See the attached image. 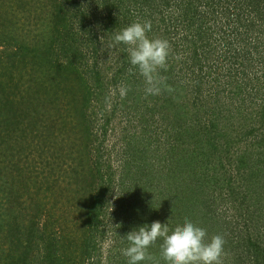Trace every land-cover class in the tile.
Returning a JSON list of instances; mask_svg holds the SVG:
<instances>
[{
  "label": "rangeland",
  "instance_id": "374dc122",
  "mask_svg": "<svg viewBox=\"0 0 264 264\" xmlns=\"http://www.w3.org/2000/svg\"><path fill=\"white\" fill-rule=\"evenodd\" d=\"M170 11L155 14L153 19L148 12L138 15L132 22L119 16L123 23L118 30L134 22L150 21L152 29L157 30L147 33L149 39H162V33L169 31L166 14ZM53 12L55 4L51 0H0V264H31L32 260L33 264H41L39 259L50 253L48 261L51 263L55 260L56 264H127L122 249L128 246V242L123 237L134 228L154 221L162 224L169 221V228L172 229V217L188 219L203 227L209 239L225 232L226 236L222 235L225 244L221 264H257L251 252L252 244L264 245V217L247 213L248 206L245 204L251 200L249 197L243 202L239 198L238 204L243 206L241 210L231 209L227 202L229 200L219 194L215 182L210 180L216 174L222 178V183L228 182L241 168L236 162L238 156H248L255 153L254 150H259L246 142V138L243 139L244 133L245 137L249 136L246 130L251 132L250 137L260 136L257 130L251 131L254 121L250 114L253 111L250 108L245 110L248 119L240 127L238 123L236 134L231 133L233 117L227 118L226 114L222 115L223 119L214 122L216 128L211 131L209 127L212 124L204 115L208 116L210 109L215 108L210 106L212 101H216L212 97L207 99V109H197L201 126H205L201 136L198 133L191 135L195 139L186 133L176 136L182 131L179 124L184 127L183 121L173 127L168 120H163L164 117L158 114L163 112L166 115L164 107L159 104L162 102L160 93L146 94L145 79L135 69L134 77L140 85L134 89V96L126 89L128 81L119 80L117 85L109 84V98L105 107L112 110L117 104L119 112L115 121L107 126L108 133L105 134L103 125L106 119L102 116H92L91 123L87 124L82 116L77 117L76 107L70 104L71 96L61 95L53 102L52 95L48 98L49 95L43 90L47 83L44 85V81L49 83L50 78L58 79L61 73L48 63L50 57L46 54L50 40L47 20L53 17ZM94 12L96 15L103 14L98 9H94ZM112 32L106 35L103 34L105 32L99 33L97 38L109 79L115 77L120 68L116 59L123 56L122 45L109 47ZM89 50L88 56L91 58L93 53ZM57 54L67 63L69 54L60 50H57ZM180 56L184 58V55ZM177 59L175 56L173 61L168 56L167 66L158 70V77L164 74V70L175 74L181 61ZM242 84L235 85L234 90L236 87L242 90L245 87ZM208 91L211 94L214 92L212 89ZM253 109L259 114L261 107L254 105ZM127 113L133 118V124H127ZM217 129L233 135V140L242 137V141H233L230 147L222 145L225 139L221 141L220 147L232 151L222 153L221 164H216L210 158L208 161L211 165H195V161L190 159L193 152H207L208 146L204 144L208 131L212 136L217 134L214 132H218ZM86 146L94 149L92 155L85 150ZM199 157L203 160V155L199 154L196 160ZM189 161L194 163V168L201 171L204 168L202 172L209 175L207 178L210 177L205 193V203L209 207L193 208V204L182 201L180 208L168 210L166 201L171 203L172 200L162 191L167 188V193L169 189L170 193L174 192L172 189L176 188V180L172 174L164 178L165 173H176V169L181 165L185 167ZM214 165H218V168H214ZM98 167L103 171L101 177L95 174ZM102 180L105 181V189L96 210L97 220L95 223L92 221L90 226L88 215L91 202L103 187L99 183ZM196 214L200 219L203 217V222L195 221ZM216 214L220 215V222ZM37 215L40 216L38 219ZM14 223L36 231L39 236L45 233L46 243L38 240L27 250V238L22 242L24 247L18 249L20 246L2 230V227H12ZM54 232L60 242L51 251L49 246ZM87 236L93 239L90 258L82 256L77 247ZM157 243L148 249L150 260L145 264H162L160 256L157 257Z\"/></svg>",
  "mask_w": 264,
  "mask_h": 264
},
{
  "label": "trees",
  "instance_id": "16d2710c",
  "mask_svg": "<svg viewBox=\"0 0 264 264\" xmlns=\"http://www.w3.org/2000/svg\"><path fill=\"white\" fill-rule=\"evenodd\" d=\"M51 3L55 4V12H53V17L47 20L50 40L46 54L50 57L48 63L57 67L61 73L58 74V79L50 78L49 83L44 81V85L47 83L43 90L49 95L48 98L52 95L53 102L61 95L69 96L68 98L71 96L70 104L76 107L77 117L82 116L87 124L91 123L92 116H102L106 119V124L103 125L105 134L108 133L107 126L115 121L119 112L117 104L112 110L105 107L109 98V84L117 85L119 80L128 81L126 89L133 96L135 95L134 89L140 84H137L138 81L134 77L136 76L134 70L138 68H132L128 63L124 45H122L124 57L116 59L120 68L115 77L109 79L106 64L102 62L99 53L100 46L97 39L99 33L105 32L103 34L106 35L112 31H119L118 27L123 23L119 16L125 21L132 22L138 15L150 12V17L153 19L155 14L171 9L170 13L166 14L168 20L166 26L169 27V31L162 33L160 38L168 41L169 50H171L169 56L172 60L174 61L176 56L177 61L180 59L181 61L175 74L164 70V74L160 76L162 84L159 99H162V102L159 104L164 107L166 115L164 116L163 112H158V114L164 117V121L168 120L173 127L183 121L184 127L183 124H179L182 131L176 136L186 133L191 139H195L191 136L193 133L201 136V132L205 131V126H201L200 114L197 115V109L203 107L207 109V99L214 97L216 101L210 104L211 107L215 106L214 110L210 109L208 116L204 115L212 124L209 127L211 131L216 128L214 122L226 114L227 118L233 117L234 125H232L231 133L236 134L237 129L248 119V115L244 112L250 108L253 111L250 116L255 124L251 131L257 130L260 136H256L259 139L250 137L251 132L245 131L249 136L245 137L244 133L243 139L246 138V142L251 143V146L255 145L253 148L259 150H254L255 153L248 156L237 155L236 162L241 168H238L237 175L232 177L234 179L231 178L228 182H224L226 180L224 179L222 183V178L216 174L212 179L207 178L209 175L202 172L204 168H201L202 171L194 168L192 161L187 162L185 167L181 165L175 170L176 173H165L164 178L172 174L176 180V188L172 189L174 192L170 193L171 189H169L167 193V188L162 191L172 200L171 203L166 201L167 205H165L168 210H174L181 207L182 201H186L193 204V208H208L209 206L205 203V193L208 190L210 179L215 182L219 194L222 197L226 196L229 200L227 202L231 209L241 210L243 206H239V198L243 202L249 197L253 201L250 200L245 204L248 206L247 213L253 212V216L264 217V0H51ZM94 9H98L103 14L96 15ZM151 30L156 31L157 29L153 27ZM86 48L92 50L93 57L89 58L88 54L91 51ZM57 50L63 51L66 55L69 54L67 63L58 57ZM180 54L184 55V58L179 57ZM108 69L111 70V68ZM131 82L134 84L130 86ZM238 83H244L245 87L242 90L239 89L240 91L236 87L235 91L234 87ZM208 89L214 92L211 94ZM205 91H208V94L202 97ZM254 105H260L259 114L253 109ZM130 113H127V124H133ZM239 122L240 125L237 127ZM120 124H123V121H120ZM217 130L218 132L216 130L214 132L218 135L214 134L213 137L208 131L204 144L208 146L207 152H193L194 155L190 159L195 161V165L196 163L211 165L208 161L210 158H213L216 164L218 162L221 164L222 153L232 152L228 148L220 147L221 141L225 139L222 145L226 147H230L233 141H242V137L233 140V135L229 136L228 132L224 134L225 131ZM241 131L244 130L241 128ZM232 146L235 147L234 144ZM87 148L86 146L85 150L92 155L94 149ZM198 154L203 155V160H200V157L196 160ZM214 168H218V165H214ZM102 172L98 167L95 174L101 177ZM104 182L103 180L99 182L103 187L91 202L88 215L90 226L97 220L96 210L101 202L100 195L105 189ZM215 216L220 222V215ZM39 217L36 216L37 219ZM195 217V221L203 222V217L200 219L197 214ZM172 221V228H174L182 224L184 220L172 217ZM214 226L215 224L212 227ZM4 228L6 227H2V230L8 233L17 246H20L18 249L24 247L22 242L27 238L29 242L26 245L27 250L38 240L46 243L45 233L39 236L36 231L29 230L27 227H19L17 223H14L12 227ZM53 234L50 246L48 245L51 251L60 242L55 232ZM221 234L226 233L222 231ZM91 237L87 236L79 244L77 242L81 255L86 258L91 256L90 251L93 246ZM252 246L251 252L255 255V261L257 264H262L264 245L252 244ZM157 250L159 251V248ZM48 258H51V253L47 257L40 258L39 263L56 264L55 260L50 263Z\"/></svg>",
  "mask_w": 264,
  "mask_h": 264
},
{
  "label": "clouds",
  "instance_id": "9594fccd",
  "mask_svg": "<svg viewBox=\"0 0 264 264\" xmlns=\"http://www.w3.org/2000/svg\"><path fill=\"white\" fill-rule=\"evenodd\" d=\"M152 29L150 21L134 22L127 27L113 31L109 47L124 45L128 61L138 68L144 77L148 95H158L162 78L159 69H165L169 56V43L162 39H149ZM128 246L122 249L127 264H145L150 260L148 249L161 241L159 255L162 264H221L225 240L222 235L208 238L207 230L191 220L169 228V221L162 224L154 221L134 228L125 237Z\"/></svg>",
  "mask_w": 264,
  "mask_h": 264
}]
</instances>
